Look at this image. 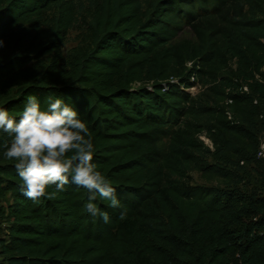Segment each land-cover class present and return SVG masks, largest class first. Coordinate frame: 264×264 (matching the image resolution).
Instances as JSON below:
<instances>
[{"label": "trees", "instance_id": "trees-1", "mask_svg": "<svg viewBox=\"0 0 264 264\" xmlns=\"http://www.w3.org/2000/svg\"><path fill=\"white\" fill-rule=\"evenodd\" d=\"M84 1L85 45L62 54L74 0H0V108L18 119L29 96L42 110L64 99L90 129L93 163L120 207L97 194L105 223L71 182L54 199L27 198L0 133V264H264V195L187 176L203 131L237 162L254 156L264 0Z\"/></svg>", "mask_w": 264, "mask_h": 264}, {"label": "clouds", "instance_id": "clouds-1", "mask_svg": "<svg viewBox=\"0 0 264 264\" xmlns=\"http://www.w3.org/2000/svg\"><path fill=\"white\" fill-rule=\"evenodd\" d=\"M18 117L0 108V133L11 137L3 155L15 162L22 194L31 200L54 199L71 182L88 190V212L108 223L109 214L93 203L97 194L112 208H119L120 202L111 181L93 163V135L78 112L62 98L42 110L37 98L29 96ZM52 187L55 190L49 193ZM126 213L125 209L119 219Z\"/></svg>", "mask_w": 264, "mask_h": 264}, {"label": "rangeland", "instance_id": "rangeland-1", "mask_svg": "<svg viewBox=\"0 0 264 264\" xmlns=\"http://www.w3.org/2000/svg\"><path fill=\"white\" fill-rule=\"evenodd\" d=\"M74 2L77 4L78 17L66 34L64 43L61 46L62 54H65L72 47L81 44L85 45L86 42L82 18L88 5L84 0H74ZM180 35L182 37H189V30L184 28ZM13 90L10 89L8 94H11ZM187 91L195 95L198 88H189ZM253 134L257 143L254 156L250 160L237 162L235 157H233L234 153H232L231 149L227 151L228 146L219 145L218 141L214 143L205 131L200 133L198 138L202 142V148L196 153L199 158L198 164L187 172L188 181L193 185L217 186L222 189L235 188L247 193L254 192L264 195V157L257 154L261 144H264V132L257 127ZM202 164L209 165L210 169L219 166L220 173L213 174L207 169H199ZM7 196L6 193L4 198L8 199ZM0 204H3V202L0 201ZM2 226L1 221L0 228Z\"/></svg>", "mask_w": 264, "mask_h": 264}, {"label": "built area", "instance_id": "built-area-1", "mask_svg": "<svg viewBox=\"0 0 264 264\" xmlns=\"http://www.w3.org/2000/svg\"><path fill=\"white\" fill-rule=\"evenodd\" d=\"M262 71L264 73V67L262 68ZM190 88H194V87H190ZM189 89V88H188ZM238 90L241 91V92H246V86L244 84H241L239 87H238ZM226 115H227V118H230V114L228 112H226ZM257 154L259 156H262L264 157V144L262 143L260 148L258 149L257 151Z\"/></svg>", "mask_w": 264, "mask_h": 264}]
</instances>
